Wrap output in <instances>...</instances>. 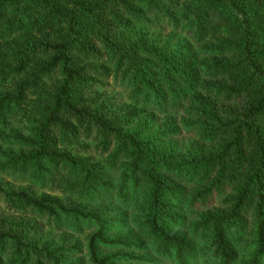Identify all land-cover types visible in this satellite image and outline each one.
Wrapping results in <instances>:
<instances>
[{"label":"trees","instance_id":"obj_1","mask_svg":"<svg viewBox=\"0 0 264 264\" xmlns=\"http://www.w3.org/2000/svg\"><path fill=\"white\" fill-rule=\"evenodd\" d=\"M0 175V264H264V0H0Z\"/></svg>","mask_w":264,"mask_h":264},{"label":"rangeland","instance_id":"obj_2","mask_svg":"<svg viewBox=\"0 0 264 264\" xmlns=\"http://www.w3.org/2000/svg\"><path fill=\"white\" fill-rule=\"evenodd\" d=\"M108 90L110 92H115L116 94L120 95L121 96V89L117 88V86H115V83H112L110 82L109 86H108ZM184 137V134L181 135L180 138ZM0 185L3 186V187H11V188H18V186H28L27 183H20V181L18 180V176H8V175H0ZM8 187V188H9ZM34 191H36L37 194L39 193H44V194H48V195H51V196H55L57 193L54 192L53 188L50 187V184H48L46 187H44L43 189H36L34 188ZM218 201L216 199H214L213 203L215 205H217ZM15 212L13 209H9L7 207V205L4 203L3 199L0 197V217H7L9 215H14ZM17 215V214H15ZM90 228L89 226H86L84 229H83V235L80 236V238L78 237V243H79V247H80V250H84L85 248V241H84V237L85 235H87L89 232H90ZM54 233V232H53ZM50 234L49 236H51L52 234L51 233H48ZM58 235H56L57 237ZM80 239V240H79ZM82 253L80 252V254L77 255V257L81 256ZM148 264V263H147ZM151 264H175L174 262H172V260L164 257L163 259H160L159 261H154L152 262Z\"/></svg>","mask_w":264,"mask_h":264}]
</instances>
